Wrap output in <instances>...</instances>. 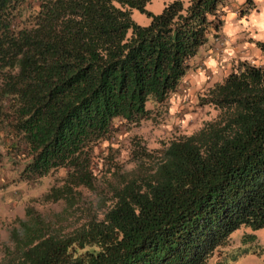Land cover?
<instances>
[{
  "label": "trees",
  "instance_id": "1",
  "mask_svg": "<svg viewBox=\"0 0 264 264\" xmlns=\"http://www.w3.org/2000/svg\"><path fill=\"white\" fill-rule=\"evenodd\" d=\"M149 1L0 0V144L20 179L63 170L45 201L94 189L107 169L96 147L107 141L112 159L116 123L150 117L221 34L227 0H165L157 13ZM197 93L213 115L196 129L154 150L130 135L125 157L144 163L113 174L101 217L59 233L29 199L0 264H211L234 229L264 226V62L241 60Z\"/></svg>",
  "mask_w": 264,
  "mask_h": 264
},
{
  "label": "rangeland",
  "instance_id": "2",
  "mask_svg": "<svg viewBox=\"0 0 264 264\" xmlns=\"http://www.w3.org/2000/svg\"><path fill=\"white\" fill-rule=\"evenodd\" d=\"M164 1L150 0L147 2L146 8L155 13L160 12L164 6ZM131 16L140 24H148L151 19L150 15L137 8H132ZM249 34L256 36L253 32ZM213 38V46L216 50L223 49L230 41L229 36L224 33L218 37L209 36V39ZM166 102L158 105L157 110L153 109L151 116L142 119L139 124L126 126L122 122L116 123L117 127H114L115 131L113 130L114 132L109 139L110 144L115 147L111 154L113 158H110V149L106 147L107 141L96 147L95 162L97 164L95 166L97 170L104 167L107 169L98 171L94 189L84 186L79 187L82 191L80 199L71 206L66 205L67 203L63 199L48 202L43 198V194L51 185L61 184L62 169H54L36 181L20 179L19 171L22 162L10 163L4 147L0 144V240L2 243L0 258L5 256L4 245L12 244L9 236L10 230L13 227L20 226L18 221L14 220V217L18 214L25 216L24 208L27 200H35L34 209L41 214L48 224H53L59 233L86 223L92 216L101 217L112 196V186L120 182V180H115L113 174L119 170L126 172L138 171L139 166L137 164L144 163L138 158L126 159L125 157L128 147L132 144V141L129 140L132 133L142 136L147 148L154 150L162 140H168L175 133L190 132L196 129L204 115H213V111L205 108L206 105L202 106V110H199L201 106L194 102L191 107L194 109L191 111L188 109V115L183 114V120L174 119ZM149 104H151V101H147V105ZM183 127L185 128L183 129ZM100 149H104V155L108 154L106 158L102 156V150L100 151ZM251 234H254V236H251ZM263 262L264 226L251 228L242 225L234 229L228 242L218 246L211 257V264H262Z\"/></svg>",
  "mask_w": 264,
  "mask_h": 264
},
{
  "label": "crops",
  "instance_id": "3",
  "mask_svg": "<svg viewBox=\"0 0 264 264\" xmlns=\"http://www.w3.org/2000/svg\"><path fill=\"white\" fill-rule=\"evenodd\" d=\"M248 5L245 0H227L220 33L227 34L230 41L223 49L216 50L214 38L209 39L192 58L190 68L166 102L174 119L183 120V114L188 115V109H193L197 92L220 80L234 64L244 59L264 62V51L256 45L257 41L264 42V0H253L249 11L242 12ZM251 32L256 36L250 35ZM206 118L210 116L204 115L202 120Z\"/></svg>",
  "mask_w": 264,
  "mask_h": 264
}]
</instances>
